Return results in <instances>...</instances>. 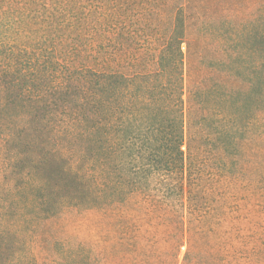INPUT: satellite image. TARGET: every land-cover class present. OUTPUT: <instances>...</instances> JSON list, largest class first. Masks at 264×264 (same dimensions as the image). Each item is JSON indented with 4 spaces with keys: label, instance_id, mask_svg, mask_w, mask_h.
<instances>
[{
    "label": "trees",
    "instance_id": "16d2710c",
    "mask_svg": "<svg viewBox=\"0 0 264 264\" xmlns=\"http://www.w3.org/2000/svg\"><path fill=\"white\" fill-rule=\"evenodd\" d=\"M112 2L0 0V264H232L235 200L264 193L248 172L264 7L260 25L192 23L216 45L187 111L185 2L163 36L160 16ZM64 214L109 240L47 233Z\"/></svg>",
    "mask_w": 264,
    "mask_h": 264
},
{
    "label": "rangeland",
    "instance_id": "374dc122",
    "mask_svg": "<svg viewBox=\"0 0 264 264\" xmlns=\"http://www.w3.org/2000/svg\"><path fill=\"white\" fill-rule=\"evenodd\" d=\"M85 6H101L103 0H76ZM113 7L124 8L122 20L129 19L130 11L128 8H133L132 17H136L137 11L147 8L151 10L152 17H159L161 20L162 30H158L157 36H163L166 31V20L170 14V9H173L175 4H180L177 0H112ZM96 4H93V3ZM185 2L188 7L189 17V36L188 41L182 44V49L185 53V95L186 110L189 108L188 90L192 83L201 81L203 77L210 75V69L206 64L201 62L202 56L210 57L213 55V49L216 41L209 40L196 33L192 23L204 21L212 24H217L223 29L230 28L232 25H241L243 22L255 21L260 25L261 15L264 7V0H180ZM161 11V13H160ZM160 15H157V14ZM155 22L149 27L152 29ZM157 27V26H156ZM155 27V28H156ZM156 30L150 34L155 35ZM163 38V37H160ZM216 40L220 41L216 38ZM212 49V52H211ZM214 71V70H212ZM232 82H230L231 84ZM256 122L252 128V134L249 141L250 164L248 172L251 179L258 180L264 183V112L259 113ZM187 129V125H186ZM263 136V137H262ZM183 150H186V145H183ZM235 205L240 210V220H237L236 239L241 238L237 245L232 244L230 262L232 264H264V193L250 192L235 200ZM96 216L85 214H64L50 223V229L47 233H53L54 230L62 236L78 234L81 238H87L89 232H93L97 236L107 238L110 230L105 227L104 223L97 220V224L91 226L92 220ZM97 218V217H96ZM100 220V219H99ZM230 221H227L228 224ZM230 246V244H229ZM187 246L184 244L181 248L180 257L182 258ZM46 256H50V250L44 249ZM43 254V251L41 253Z\"/></svg>",
    "mask_w": 264,
    "mask_h": 264
}]
</instances>
